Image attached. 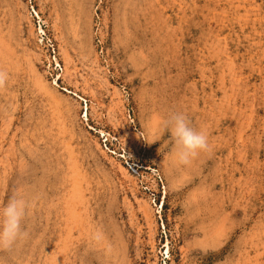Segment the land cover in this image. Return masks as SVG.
<instances>
[{
	"label": "rangeland",
	"instance_id": "rangeland-1",
	"mask_svg": "<svg viewBox=\"0 0 264 264\" xmlns=\"http://www.w3.org/2000/svg\"><path fill=\"white\" fill-rule=\"evenodd\" d=\"M183 112L187 165L157 124ZM0 264H264V0H0Z\"/></svg>",
	"mask_w": 264,
	"mask_h": 264
},
{
	"label": "clouds",
	"instance_id": "clouds-1",
	"mask_svg": "<svg viewBox=\"0 0 264 264\" xmlns=\"http://www.w3.org/2000/svg\"><path fill=\"white\" fill-rule=\"evenodd\" d=\"M168 132L173 142V159L178 165H187L199 153L210 150L207 132L196 129L189 123L183 112H173L157 124L159 135ZM27 201L21 191H14L6 202L0 203V250L11 249L19 239L25 236L22 220L25 216Z\"/></svg>",
	"mask_w": 264,
	"mask_h": 264
}]
</instances>
